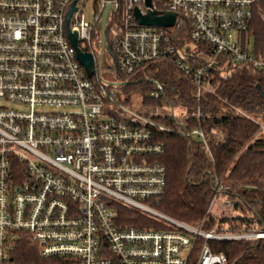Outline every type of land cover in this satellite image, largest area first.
I'll return each instance as SVG.
<instances>
[{
	"label": "built area",
	"instance_id": "built-area-1",
	"mask_svg": "<svg viewBox=\"0 0 264 264\" xmlns=\"http://www.w3.org/2000/svg\"><path fill=\"white\" fill-rule=\"evenodd\" d=\"M90 1L88 19L85 7ZM0 0V264L23 236L47 264H188L197 238L205 241H264V228L204 231L159 212L166 171L158 158L157 134L170 130L154 114L125 103L117 81L101 78L100 21L111 25L106 71L130 76L144 65L168 61L198 91L210 94L204 77L226 56L253 74L264 57L242 48L252 8L264 0ZM93 58L89 78L76 59L66 30ZM173 13L172 28L137 24L134 9ZM184 26L188 42L176 46L167 30ZM154 99L158 94H150ZM148 108V107H146ZM166 108V107H165ZM181 115L199 114L183 110ZM233 115L259 122L231 107ZM198 138V129L178 132ZM206 215L224 190L213 181ZM136 212L161 226L138 229L119 221L118 209ZM196 264H227L205 243Z\"/></svg>",
	"mask_w": 264,
	"mask_h": 264
},
{
	"label": "trees",
	"instance_id": "trees-1",
	"mask_svg": "<svg viewBox=\"0 0 264 264\" xmlns=\"http://www.w3.org/2000/svg\"><path fill=\"white\" fill-rule=\"evenodd\" d=\"M111 25L106 26L110 41ZM176 46L188 42L183 25L167 30ZM253 38L252 49L248 44ZM241 46L257 57H264V3L252 8L248 30ZM211 93L198 91L191 81L168 61L144 65L130 76L114 74V81L125 103L140 98L143 107L189 110L199 114L158 117L170 131L158 133L164 152L158 158L166 171V187L156 209L167 217L204 231L240 232L264 228V136L256 137L257 126L236 116L231 107L242 111H264V73L253 74L245 65L232 64L226 56L204 77ZM259 87V90L257 89ZM157 93L154 99L151 93ZM226 112V113H223ZM198 129L205 135L208 150L198 138L178 132ZM222 181L224 190L218 205L206 215L214 192L213 181ZM119 221L143 229L161 226L142 215L118 209ZM207 244L212 253H222L227 264H264V241H215L197 238L188 264H196ZM15 264H47L26 236L18 240L12 257Z\"/></svg>",
	"mask_w": 264,
	"mask_h": 264
},
{
	"label": "water",
	"instance_id": "water-1",
	"mask_svg": "<svg viewBox=\"0 0 264 264\" xmlns=\"http://www.w3.org/2000/svg\"><path fill=\"white\" fill-rule=\"evenodd\" d=\"M151 1L152 0L144 1V4L147 8L152 7ZM108 9L109 7L106 8L102 16V19L100 21V56L103 53V51L108 52V46L106 45V34H105ZM73 12H74V4L71 5V8L66 15V30H67L68 39L75 50L77 61L85 70L86 75L90 78L93 75V58L90 54L83 53L79 50L77 45L76 34L70 33L67 27L68 20ZM133 14L137 24L146 28H172L176 22V15L173 13H166L160 15V13L157 11L148 10L146 11L145 14H141L139 9L135 8ZM111 84L117 86L122 85V83H111ZM257 89L259 90V87H257Z\"/></svg>",
	"mask_w": 264,
	"mask_h": 264
},
{
	"label": "rangeland",
	"instance_id": "rangeland-1",
	"mask_svg": "<svg viewBox=\"0 0 264 264\" xmlns=\"http://www.w3.org/2000/svg\"><path fill=\"white\" fill-rule=\"evenodd\" d=\"M91 8V5H90V1L89 3L87 4V6L85 7V17L87 20L88 19V11L90 10ZM252 45H253V38L250 37V43L248 44V48L249 50L252 49ZM103 66H102V73H101V78L104 82H113L114 81V73L113 72H108L106 71V64L108 65L107 63V55L104 54L103 56ZM132 105L137 109V110H140L141 112H147V113H151V115L154 114V109H152L153 107H143L141 105V101H140V98L138 97H133L132 98ZM183 111L180 110V109H173L172 110V114L173 116H179L181 115ZM245 112V114H247L248 116H250L251 118L259 121V122H263L264 121V111H259V110H255V111H243ZM156 115L158 116H165V115H169L171 114V110L166 107V108H162L160 110H156L155 111ZM223 113H226V112H223Z\"/></svg>",
	"mask_w": 264,
	"mask_h": 264
},
{
	"label": "flooded vegetation",
	"instance_id": "flooded-vegetation-1",
	"mask_svg": "<svg viewBox=\"0 0 264 264\" xmlns=\"http://www.w3.org/2000/svg\"><path fill=\"white\" fill-rule=\"evenodd\" d=\"M101 56H102V57L104 56V52L101 54Z\"/></svg>",
	"mask_w": 264,
	"mask_h": 264
}]
</instances>
